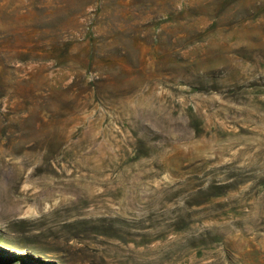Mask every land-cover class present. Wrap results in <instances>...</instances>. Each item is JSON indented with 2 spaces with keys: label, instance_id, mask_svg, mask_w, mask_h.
Instances as JSON below:
<instances>
[{
  "label": "rangeland",
  "instance_id": "374dc122",
  "mask_svg": "<svg viewBox=\"0 0 264 264\" xmlns=\"http://www.w3.org/2000/svg\"><path fill=\"white\" fill-rule=\"evenodd\" d=\"M0 264H264V0H0Z\"/></svg>",
  "mask_w": 264,
  "mask_h": 264
}]
</instances>
